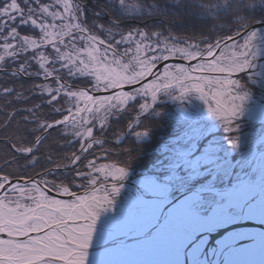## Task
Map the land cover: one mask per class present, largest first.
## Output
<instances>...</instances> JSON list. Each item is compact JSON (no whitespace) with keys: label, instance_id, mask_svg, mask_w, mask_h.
<instances>
[{"label":"snow or ice","instance_id":"6c2138e0","mask_svg":"<svg viewBox=\"0 0 264 264\" xmlns=\"http://www.w3.org/2000/svg\"><path fill=\"white\" fill-rule=\"evenodd\" d=\"M262 59L264 0H0V264H264Z\"/></svg>","mask_w":264,"mask_h":264},{"label":"trees","instance_id":"16d2710c","mask_svg":"<svg viewBox=\"0 0 264 264\" xmlns=\"http://www.w3.org/2000/svg\"><path fill=\"white\" fill-rule=\"evenodd\" d=\"M5 81H3V80H0V83H4ZM27 83V82H25V81H16L15 83L16 84H19V83ZM11 83H12V81H8V84L9 85H11ZM45 111H47V109H45ZM160 124H161V126H160V128H158L157 129V139L159 140V138L161 137V136H164L166 133H168L169 131H168V128H169V126H168V124H167V121H163V122H160ZM53 135H55V133H53ZM147 151H149V152H151V149H148ZM149 158H151V159H154L155 158V154L154 153H152L151 154V156L149 157ZM137 171L139 172V171H143V169L142 168H138L137 169Z\"/></svg>","mask_w":264,"mask_h":264},{"label":"rangeland","instance_id":"374dc122","mask_svg":"<svg viewBox=\"0 0 264 264\" xmlns=\"http://www.w3.org/2000/svg\"><path fill=\"white\" fill-rule=\"evenodd\" d=\"M260 63H264V59H262L261 61H259ZM175 105L171 102L168 103V106H167V111L169 112H174L175 111ZM167 124H168V121H167ZM168 131L170 132L171 129L170 127L168 128ZM140 172V171H139ZM135 178H140L139 176H136Z\"/></svg>","mask_w":264,"mask_h":264},{"label":"bare ground","instance_id":"6f19581e","mask_svg":"<svg viewBox=\"0 0 264 264\" xmlns=\"http://www.w3.org/2000/svg\"><path fill=\"white\" fill-rule=\"evenodd\" d=\"M136 179H139V178H136ZM250 230H258V229L253 228V229H250ZM216 238H217L216 236L213 237V240H215Z\"/></svg>","mask_w":264,"mask_h":264},{"label":"water","instance_id":"95a60500","mask_svg":"<svg viewBox=\"0 0 264 264\" xmlns=\"http://www.w3.org/2000/svg\"><path fill=\"white\" fill-rule=\"evenodd\" d=\"M222 234V233H221ZM215 237V236H214Z\"/></svg>","mask_w":264,"mask_h":264}]
</instances>
